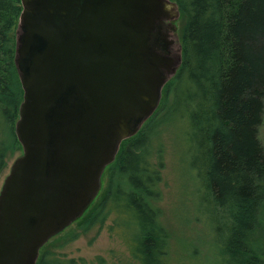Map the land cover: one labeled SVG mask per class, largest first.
<instances>
[{
	"label": "water",
	"instance_id": "water-1",
	"mask_svg": "<svg viewBox=\"0 0 264 264\" xmlns=\"http://www.w3.org/2000/svg\"><path fill=\"white\" fill-rule=\"evenodd\" d=\"M21 1L22 154L0 191V264H37L85 215L183 60L172 54L173 0Z\"/></svg>",
	"mask_w": 264,
	"mask_h": 264
},
{
	"label": "trees",
	"instance_id": "trees-1",
	"mask_svg": "<svg viewBox=\"0 0 264 264\" xmlns=\"http://www.w3.org/2000/svg\"><path fill=\"white\" fill-rule=\"evenodd\" d=\"M173 1L181 13L180 70L163 91L161 109L122 143L104 174L105 187L77 223L82 233L111 223L109 232L138 264H202L197 247L174 257L159 207L162 115L185 83L177 113L190 130L192 166L200 171L219 264H264L263 252L250 244L264 209V149L258 137L264 115V0ZM22 12L21 0H0V176L8 159L22 152L15 132L24 99L16 65ZM37 264L88 263L42 249Z\"/></svg>",
	"mask_w": 264,
	"mask_h": 264
},
{
	"label": "rangeland",
	"instance_id": "rangeland-1",
	"mask_svg": "<svg viewBox=\"0 0 264 264\" xmlns=\"http://www.w3.org/2000/svg\"><path fill=\"white\" fill-rule=\"evenodd\" d=\"M181 20L176 21V32L172 34L174 41L172 54L182 55ZM185 83L177 86L171 97L168 111L162 115L165 130L162 139L157 144L164 146L165 168L162 170L160 186L161 201L159 207L163 213V221L173 237V252L185 256L190 246L200 249L202 264H219L218 252L211 245L212 235L208 225V206L202 203L203 188L200 171L192 166L189 141V127L185 121L178 118V99L182 97ZM161 109V107H160ZM259 140L264 149V115L259 129ZM22 154L8 159L6 168L0 176V191L6 177L10 174L15 160ZM195 157L193 158V161ZM103 178V187L106 184ZM206 206V207H205ZM260 226L250 239V244L259 248L264 254V209L260 213ZM107 223L104 228H95L88 233H82L76 222L59 236L51 240L43 249L55 253L63 259L85 260L88 264H138L130 255L124 243L111 234ZM79 233L74 241L70 237ZM180 252V253H179Z\"/></svg>",
	"mask_w": 264,
	"mask_h": 264
}]
</instances>
